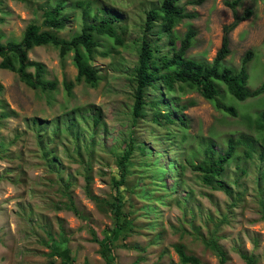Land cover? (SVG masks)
I'll return each instance as SVG.
<instances>
[{"label": "rangeland", "instance_id": "rangeland-1", "mask_svg": "<svg viewBox=\"0 0 264 264\" xmlns=\"http://www.w3.org/2000/svg\"><path fill=\"white\" fill-rule=\"evenodd\" d=\"M161 2L0 0L1 43L19 40L29 24L40 23L59 3L63 26L40 30L68 39L107 12L117 17L112 25L122 42L96 35L95 85L77 81L71 53L62 61L51 45L32 47L28 59L43 65L41 79L57 81L55 90L32 88L16 72L0 68V264H106L92 229L102 241L110 235L116 264H183L175 246L199 264H221L213 241L224 252L222 264H246L243 255L264 264V139H258L255 127L264 111V92L239 101L217 83L216 99L235 106L233 116L184 83L167 91L157 80L146 89L145 100L162 94L160 114L175 106L171 116L177 119L157 116L159 123L154 122L149 105L133 117L142 39L155 54L172 55L193 28L197 33L185 55L210 64L222 27L233 19L224 0H178L176 6L194 16L176 22L170 43L161 18L145 28L148 10ZM245 8L251 15L229 33L230 53L222 64L238 69L251 50L246 87L252 91L264 82V0H240L238 13ZM27 71L33 74L35 68ZM64 82L72 83L69 91ZM239 137L250 140L251 156L244 153L246 145L237 144L221 175L204 183L192 166L205 161L206 146L213 145L216 157L228 139ZM130 144L127 174L114 190L118 155ZM216 180L228 192L214 188ZM115 194L130 222L123 228L116 226L109 205Z\"/></svg>", "mask_w": 264, "mask_h": 264}, {"label": "trees", "instance_id": "trees-1", "mask_svg": "<svg viewBox=\"0 0 264 264\" xmlns=\"http://www.w3.org/2000/svg\"><path fill=\"white\" fill-rule=\"evenodd\" d=\"M178 0H162L158 8L149 9L145 20L146 30L153 27V23L158 18H161V26L168 33L170 43L174 42V36L171 29L176 22L185 17H192L194 14H187L183 8L177 7ZM204 0H188L191 4H201ZM240 0H226L224 3L232 9L233 19L230 23L222 27L221 43L217 49L215 56L210 64L187 57L186 51L192 47L193 38L197 31L193 28H188L179 41L178 48L169 55L167 53L155 54L150 42L142 39L141 46L138 51V59L136 67L134 68V77L136 86L134 89V104L132 109L133 117H138L144 110L145 105L153 108V120L158 122V117L165 119L167 122H173L177 118L171 116V112L177 109L175 106L170 110L160 114L159 103L162 102V94L157 99L152 101L145 100L146 89L153 87L157 80L167 91L174 89L176 82L184 83L190 88L198 91L205 99L212 101L214 105L220 108L223 112L235 116L237 114L236 108L233 105H224L217 101L218 94L217 82L221 83L225 90L229 92L235 99L244 101L249 97L259 96L264 92V82L256 89L250 91L246 85L248 83L247 63L252 58L251 50H247L241 58L238 69H233L229 66L223 65L222 62L230 53L229 49V33L243 20L251 15V9L246 8L242 13H238L237 4ZM62 6L57 4L53 9L43 15L40 23H31L27 26L19 40L10 39L5 43H1L0 34V68L14 71L18 74L20 80L24 81L32 88H39L42 91H52L57 88L56 80L41 79L43 72V65L39 62H33L28 59V51L34 46L51 45L58 49L61 60L63 61L68 53H71L73 65L77 69L75 79L77 81L95 85L98 82L99 75L95 67L91 65V60L94 57L95 47L99 45L96 35H103L112 37L117 44H121L119 34L116 32L112 23L117 20V17L112 13H103L99 22L87 23L83 25L78 33L73 34L70 38L64 39L56 36L55 33L48 30H40L41 26L51 28H61L63 26V18L60 17V10ZM264 46V39H263ZM34 67L35 72L29 73L27 69ZM159 73V74H158ZM71 82H64L65 89L70 90ZM184 108V106H181ZM1 116H5L2 114ZM182 124L184 121L179 119ZM251 120V119H250ZM264 111H262L255 118V127L258 132V139H264L263 127ZM250 140L241 137L233 140L228 139L225 150L219 152L214 157L215 150L212 144L205 148L207 158L204 162L194 164L192 169L199 171L203 175V182L210 184L212 179L219 177L226 164L229 163L233 154L235 153L236 145H246L244 153L247 157L251 156ZM132 151L131 144L120 151L118 155V169L120 178L114 180L113 188L118 190L119 186L123 184L127 174V162ZM262 156V155H261ZM88 182V178H86ZM88 184V183H87ZM214 188L222 189L228 192L224 187L223 182L216 180ZM111 212L117 220L116 226L123 228L129 225V220L124 214L122 205L117 195H113V200L109 203ZM69 208L74 213L79 215L78 209L70 203ZM80 216V215H79ZM114 229L111 234H113ZM92 239L99 242L101 249L100 253L106 264H116L111 255L112 245L110 243V235L105 234V241L98 238L96 232L91 230ZM213 245L217 251L219 261L222 264L225 261L224 252L219 248L218 244L213 241ZM175 250L179 256V260L183 264H199L197 257L187 255L180 246H175ZM246 264H255V260L251 255H243Z\"/></svg>", "mask_w": 264, "mask_h": 264}, {"label": "clouds", "instance_id": "clouds-1", "mask_svg": "<svg viewBox=\"0 0 264 264\" xmlns=\"http://www.w3.org/2000/svg\"><path fill=\"white\" fill-rule=\"evenodd\" d=\"M226 0H224V2H225ZM238 5V4H237ZM228 6V5H227ZM236 8H237V6H236ZM246 9V8H245ZM250 9V8H249ZM252 11V10H251ZM246 20V19H245ZM217 83H219V82H217ZM203 97V96H202Z\"/></svg>", "mask_w": 264, "mask_h": 264}]
</instances>
